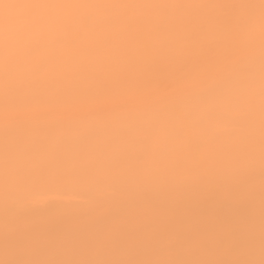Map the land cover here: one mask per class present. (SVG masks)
<instances>
[{
	"label": "snow or ice",
	"instance_id": "6c2138e0",
	"mask_svg": "<svg viewBox=\"0 0 264 264\" xmlns=\"http://www.w3.org/2000/svg\"><path fill=\"white\" fill-rule=\"evenodd\" d=\"M0 214V264H264V0H0Z\"/></svg>",
	"mask_w": 264,
	"mask_h": 264
},
{
	"label": "bare ground",
	"instance_id": "6f19581e",
	"mask_svg": "<svg viewBox=\"0 0 264 264\" xmlns=\"http://www.w3.org/2000/svg\"><path fill=\"white\" fill-rule=\"evenodd\" d=\"M155 87L167 91L175 93V98H179L184 95H189L197 91L203 85H192L189 83V78L186 76L185 72L177 66L175 69L166 70L163 73H156L154 77ZM68 194L66 189H55L51 192V195L62 198L61 206H63V198H65ZM76 201H73V204H76ZM258 210L259 205L257 202V232H258ZM222 211V210H221ZM93 220L97 222H103L106 219L104 213H96L91 217ZM3 226V217L0 214V231H2ZM259 255V249L257 246V257ZM3 252L2 248H0V258H2Z\"/></svg>",
	"mask_w": 264,
	"mask_h": 264
}]
</instances>
